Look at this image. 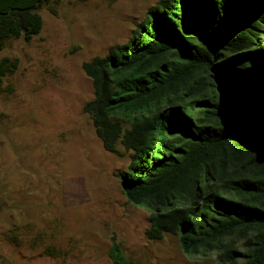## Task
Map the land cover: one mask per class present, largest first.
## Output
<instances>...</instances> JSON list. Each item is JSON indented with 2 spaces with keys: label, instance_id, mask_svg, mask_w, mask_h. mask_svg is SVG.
<instances>
[{
  "label": "trees",
  "instance_id": "1",
  "mask_svg": "<svg viewBox=\"0 0 264 264\" xmlns=\"http://www.w3.org/2000/svg\"><path fill=\"white\" fill-rule=\"evenodd\" d=\"M52 1L0 0V52L38 34ZM17 67L0 60V87ZM82 69L94 89L83 110L106 151L129 153L116 175L151 212L147 238L264 264V0H159ZM236 234L242 250L225 244ZM110 257L137 264L117 244Z\"/></svg>",
  "mask_w": 264,
  "mask_h": 264
},
{
  "label": "rangeland",
  "instance_id": "2",
  "mask_svg": "<svg viewBox=\"0 0 264 264\" xmlns=\"http://www.w3.org/2000/svg\"><path fill=\"white\" fill-rule=\"evenodd\" d=\"M158 1L54 0L38 34L0 52L18 59L0 87V264H115L113 244L137 264H222L216 250L185 254L177 235L147 238L151 212L116 175L129 153L106 151L83 110L94 97L83 62L128 41Z\"/></svg>",
  "mask_w": 264,
  "mask_h": 264
}]
</instances>
